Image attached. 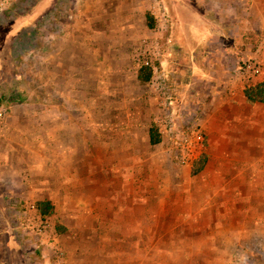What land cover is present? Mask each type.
I'll return each instance as SVG.
<instances>
[{
	"label": "rangeland",
	"instance_id": "1",
	"mask_svg": "<svg viewBox=\"0 0 264 264\" xmlns=\"http://www.w3.org/2000/svg\"><path fill=\"white\" fill-rule=\"evenodd\" d=\"M154 1L0 0V105L6 108L0 121V264H223L193 252L169 253L179 249V231L171 225L183 219L179 207H163V200L158 207L147 202L152 213L159 209L152 215L158 230L138 205L145 213L137 230L139 258L131 254L135 246L118 244V222L124 204L137 206L143 191L159 184L156 175L191 169L176 159L174 141L191 125L207 140L205 91L215 74L221 76L218 68L241 69L264 44V21L240 0H161L168 22L157 29L155 20L153 27L146 21ZM145 66L152 75L141 83ZM152 123L162 133L158 145L148 140ZM60 138L84 149L64 147L58 166L49 161L56 177L45 181V144ZM105 142L111 166L104 162ZM88 143L95 144V156ZM44 197L55 203L56 214L41 215L46 227L39 234L27 217ZM57 221L66 231L57 230ZM153 242L158 260L148 255ZM243 243L242 252L253 259L227 264H264L248 250L250 240Z\"/></svg>",
	"mask_w": 264,
	"mask_h": 264
},
{
	"label": "crops",
	"instance_id": "2",
	"mask_svg": "<svg viewBox=\"0 0 264 264\" xmlns=\"http://www.w3.org/2000/svg\"><path fill=\"white\" fill-rule=\"evenodd\" d=\"M240 1L242 5L249 6L252 12L255 9L253 16L264 21V0ZM236 67L232 65V71L227 73L225 67L218 68L222 70L221 76L215 74L213 85L205 91L202 124L207 137V159L202 170L193 174L191 169L172 167L165 174L155 176L154 181L159 184L152 182L151 191H143L142 200L136 203L137 206L124 204L125 208L121 211L123 218L118 222L121 231L118 244L135 246L131 253L135 258L144 254L139 247L142 234L137 232L143 229L145 223L142 207L150 215L146 223L152 230H158L159 223L154 221L152 215L160 214L159 209L152 213V207L147 202L155 200L157 206L163 200V207L170 206L172 209V205H175L174 210L176 206L179 207V219H183L178 225H174L176 220L171 225V229L179 231V249L171 248L170 254L193 252L201 261L210 259L227 264L232 260L251 257V254L242 252L243 242L250 240L248 250L253 248L252 256L254 254L264 259V102L250 103L244 93L248 85L264 80V75L255 78L241 69L236 70ZM55 130H60V127ZM148 140L150 142L149 132ZM159 143L150 142L151 145ZM94 146L87 144L90 156H95ZM64 147L70 151L84 149L78 142L65 138L47 142L41 165L45 181H52L56 177L52 174L58 171L49 161L57 160L55 163L58 166L64 157ZM103 149L107 155L105 165L111 166L110 144L105 142ZM30 168L29 165L27 173H30ZM176 192L178 200L175 198ZM40 200L51 201L56 214L55 203L50 197ZM191 214L194 215L191 217ZM57 222L66 231L67 227ZM113 229H116L115 223ZM130 231H135V234L128 235ZM151 246L148 255H151V260H158L159 247L155 242ZM169 246L174 247L175 244ZM236 248L237 252L234 253ZM209 254L211 256L207 257Z\"/></svg>",
	"mask_w": 264,
	"mask_h": 264
},
{
	"label": "built area",
	"instance_id": "3",
	"mask_svg": "<svg viewBox=\"0 0 264 264\" xmlns=\"http://www.w3.org/2000/svg\"><path fill=\"white\" fill-rule=\"evenodd\" d=\"M151 14L156 21L157 29H165L168 22V11L166 6L161 0H155ZM253 55L248 58L245 65L241 68L242 71L248 72L253 77L258 78L264 75V44L261 43L252 53ZM149 65V64H148ZM152 70L156 71L154 65L150 64ZM6 118V108L0 105V121ZM161 133V131H160ZM162 134V133H161ZM174 154L178 162L183 166L191 167L193 163L202 155L206 150V138L201 127L191 125L184 129L174 141ZM29 211L33 212L27 217V226L36 233H44L46 225L40 219L41 214L35 204H32ZM39 219L37 223L36 219Z\"/></svg>",
	"mask_w": 264,
	"mask_h": 264
},
{
	"label": "trees",
	"instance_id": "4",
	"mask_svg": "<svg viewBox=\"0 0 264 264\" xmlns=\"http://www.w3.org/2000/svg\"><path fill=\"white\" fill-rule=\"evenodd\" d=\"M146 21L149 27L154 26V18L149 13L146 14ZM13 38V37H12ZM151 69L147 66L141 67L139 71V80L141 83H146L151 78ZM245 96L250 103L264 102V80L248 85L245 88ZM1 102V99H0ZM150 142L157 144L162 141V134L159 131L156 123H152L149 129ZM207 159L206 151L193 163L191 170L193 174L198 173L204 167ZM37 209L42 216H52L55 213L54 205L49 200H37ZM59 232L64 231V227L58 222L56 224Z\"/></svg>",
	"mask_w": 264,
	"mask_h": 264
}]
</instances>
